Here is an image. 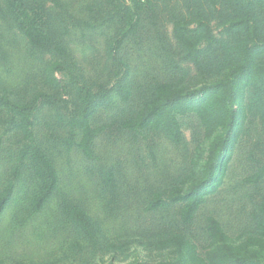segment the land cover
Masks as SVG:
<instances>
[{
	"label": "rangeland",
	"instance_id": "rangeland-1",
	"mask_svg": "<svg viewBox=\"0 0 264 264\" xmlns=\"http://www.w3.org/2000/svg\"><path fill=\"white\" fill-rule=\"evenodd\" d=\"M3 1L0 0L2 7ZM47 1L50 23H66L60 33L68 53L46 55L49 62L58 60L62 64L48 77L39 60L29 54L30 47L23 35L4 22L0 37L7 52H0V96L34 105L35 142L42 144L52 157L67 201L83 208L105 232V238L86 239L65 219L62 222L57 197L41 211H32L31 199L37 183L31 160L21 154L29 141L11 126L0 124V191L8 183H15L14 198L0 217V264H154L175 258L174 247L161 248L156 243L171 231L185 233L204 253L209 245L203 234L208 215L221 221L236 244L255 235V217L258 205L264 201V183L255 186L245 183L244 178L264 163V105L245 101L249 115L224 184L207 198L191 226L180 223V206L170 208L178 219L172 229L162 225L163 214L146 207L155 192L165 197L171 184L185 189L200 177L209 140L203 137L202 126L194 114L180 117L185 140L179 146L162 132H131L121 126L122 118L135 113L156 83L170 76L160 49L162 44L183 67L175 81L196 86L225 75L212 71L231 65L236 59L237 35L225 33L227 18L237 11L234 1L215 0L207 4L212 12L210 24L214 34L223 41L202 69L182 60L173 38L176 15L195 18L185 0H160L153 10L146 8L138 38L132 40L127 36L123 42L119 40L129 26L123 23L121 15L124 5L131 4L129 0H104L96 18L88 12L86 17L79 15L80 0H62L67 4L65 8ZM253 12L256 19L249 21L253 31L248 34L240 30L239 42L240 34L251 35L250 46L263 50L264 6H256ZM73 15L91 21L93 28L77 25ZM259 57L264 59V50ZM123 82L129 85L133 96L128 103L119 102L113 108L98 111L94 119L98 134L92 156L84 155L75 145L68 149L69 131L64 121L76 114L83 89L89 88L99 99ZM44 94L56 100L50 102ZM10 116L3 110L2 118ZM119 208L131 219L128 225L119 214H114V209ZM250 250L253 253L255 249Z\"/></svg>",
	"mask_w": 264,
	"mask_h": 264
},
{
	"label": "trees",
	"instance_id": "trees-1",
	"mask_svg": "<svg viewBox=\"0 0 264 264\" xmlns=\"http://www.w3.org/2000/svg\"><path fill=\"white\" fill-rule=\"evenodd\" d=\"M67 3L69 0H65ZM104 0H80L79 15L97 17L100 5ZM116 0H107L112 3ZM130 5H124L122 21L129 30L119 40L125 37L137 39L143 25V14L146 8H151L160 0H129ZM234 1L237 11L227 18L225 33L236 36L238 48L236 59L231 65L212 71L213 74H224L222 78L203 82L191 86L180 80H174L183 71L181 64L168 52L166 45L160 46L164 61L170 76L159 81L150 95L140 103L138 109L131 116L122 118V128L131 132L152 130L162 132L176 146L183 145L185 136L180 117L194 114L203 129V137L209 140L205 162L200 177L187 188L179 184H171L163 197L155 192L146 207L148 211L163 214V226L172 229L178 221L170 208L180 206L177 217L183 226H191L199 211L205 205L207 198L216 193L224 184L230 163L244 133L249 115L246 100L264 105V59H260L262 48L250 46L251 35L243 36L239 42L240 30L251 34L253 30L249 21L256 19L253 10L264 6V0H223ZM0 5V29L5 25L9 29L19 31L26 39L28 52L33 59H38L40 68L48 77L61 67L60 61L46 60L50 54L63 56L68 53L67 43L60 33L66 27L65 21L60 25L50 23L47 17V0H4ZM52 2L66 7L62 0ZM215 0H185V6L192 8L190 20L185 14H178L173 22V38L182 52V60L194 64L202 69L207 65L206 60L215 53L223 39L214 34L210 24L212 12L207 8L208 3ZM115 2H113L114 4ZM201 8V10H199ZM98 11V12H97ZM246 11V13H245ZM77 25L91 26V21L73 15ZM193 17V16H192ZM3 21V23H1ZM84 30V28H82ZM68 32V31H67ZM0 52L4 49L0 37ZM54 102L56 99L47 94L43 95ZM133 96L129 85L125 82L112 88L110 93L96 99L94 93L85 88L81 92V105L76 114L64 121L69 135L66 138L68 149L74 145L84 155L92 156L98 129L94 126V119L102 108H113L119 102L128 103ZM5 110L9 119L2 118ZM34 105L26 102L11 101L7 96H0V124H6L29 141L21 149V154L28 157L33 165L36 187L31 199L33 212L41 211L55 197L58 198V209L65 223L71 225L75 231L83 234L86 239L95 237L105 238V232L78 205L68 202L61 187L60 173L45 147L34 139ZM1 147V140H0ZM244 182L258 186L264 183V163ZM15 195V183H8L0 191V217ZM115 202V198L113 200ZM123 209H114L115 215H120L122 222L128 225ZM256 234L236 244L226 231L221 221L214 215L205 218L203 234L209 240L204 253H200L197 243L193 242L181 231H171L164 239L156 243L158 247H174L175 258L163 260L154 264H264V201L257 207L255 217ZM255 250L251 253L250 248Z\"/></svg>",
	"mask_w": 264,
	"mask_h": 264
}]
</instances>
